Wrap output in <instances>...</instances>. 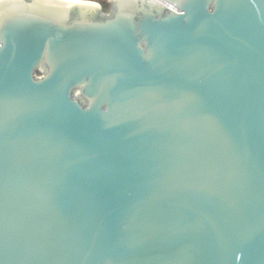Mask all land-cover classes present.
Returning <instances> with one entry per match:
<instances>
[{
  "label": "water",
  "instance_id": "obj_1",
  "mask_svg": "<svg viewBox=\"0 0 264 264\" xmlns=\"http://www.w3.org/2000/svg\"><path fill=\"white\" fill-rule=\"evenodd\" d=\"M0 0V264H264V0Z\"/></svg>",
  "mask_w": 264,
  "mask_h": 264
},
{
  "label": "trees",
  "instance_id": "obj_2",
  "mask_svg": "<svg viewBox=\"0 0 264 264\" xmlns=\"http://www.w3.org/2000/svg\"><path fill=\"white\" fill-rule=\"evenodd\" d=\"M86 1L98 2L101 5V7H102V9H103V11L105 13H109L110 12V5L108 3V0H86Z\"/></svg>",
  "mask_w": 264,
  "mask_h": 264
},
{
  "label": "bare ground",
  "instance_id": "obj_3",
  "mask_svg": "<svg viewBox=\"0 0 264 264\" xmlns=\"http://www.w3.org/2000/svg\"><path fill=\"white\" fill-rule=\"evenodd\" d=\"M64 1H67V2H76V0H64Z\"/></svg>",
  "mask_w": 264,
  "mask_h": 264
},
{
  "label": "rangeland",
  "instance_id": "obj_4",
  "mask_svg": "<svg viewBox=\"0 0 264 264\" xmlns=\"http://www.w3.org/2000/svg\"><path fill=\"white\" fill-rule=\"evenodd\" d=\"M91 2H94V3H97V4H99L98 2H95V1H91Z\"/></svg>",
  "mask_w": 264,
  "mask_h": 264
}]
</instances>
